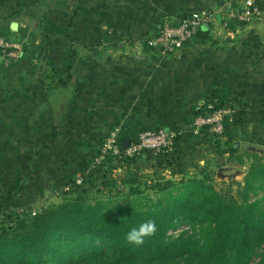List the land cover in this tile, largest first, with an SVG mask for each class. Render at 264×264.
<instances>
[{
  "label": "crops",
  "instance_id": "0c3cea01",
  "mask_svg": "<svg viewBox=\"0 0 264 264\" xmlns=\"http://www.w3.org/2000/svg\"><path fill=\"white\" fill-rule=\"evenodd\" d=\"M230 1L237 0H0V33L22 45L16 58L0 54V188L13 189L7 183L26 171L34 186L37 173L60 170L84 178L105 173L115 182L128 179L131 168L92 167L113 127L128 138L148 126L174 131L170 154H179L182 164L183 143L200 142L193 106L203 103L209 89L228 82L222 77H227L234 35L258 28L261 21L228 31L217 18L203 27L206 32L169 53L146 47L144 40L160 21ZM235 52V60H248ZM67 72V84H57ZM156 155L136 157L134 167L142 168L137 173L160 170L176 178L181 170L173 171L167 156Z\"/></svg>",
  "mask_w": 264,
  "mask_h": 264
},
{
  "label": "trees",
  "instance_id": "16d2710c",
  "mask_svg": "<svg viewBox=\"0 0 264 264\" xmlns=\"http://www.w3.org/2000/svg\"><path fill=\"white\" fill-rule=\"evenodd\" d=\"M255 1L264 11V0ZM239 24L229 26L234 29ZM41 59L45 61L46 55ZM70 78L67 72L57 84L66 85ZM229 91L226 82L209 89L205 107L193 106L194 117L208 113V104L211 109L229 107L222 135L234 148L238 147L235 141L255 143L244 132L238 133L240 104L228 98ZM31 138L37 148L38 141ZM239 148L250 158L245 161L241 153L233 158V164L246 166L242 179H221L218 188L208 175L178 181L165 178L150 185L134 170L131 179L122 181L128 189L122 183L109 193L97 185L95 177L81 174L82 183L67 191L71 195L35 210L22 203L18 186L0 188V264L53 260L62 264H264V153ZM136 157L107 161L133 170ZM147 186L160 194L142 200ZM148 220L155 221L157 233L141 246L129 244L127 233ZM181 226L187 227L167 234Z\"/></svg>",
  "mask_w": 264,
  "mask_h": 264
},
{
  "label": "rangeland",
  "instance_id": "374dc122",
  "mask_svg": "<svg viewBox=\"0 0 264 264\" xmlns=\"http://www.w3.org/2000/svg\"><path fill=\"white\" fill-rule=\"evenodd\" d=\"M259 23L260 25L256 29H244L240 34L236 33L234 35L233 47L231 48L232 52H230L229 50L233 58L231 57V61L228 62V65L226 67L227 77H222V80L225 79L226 81H228L226 82L230 90L228 93V98L234 100L233 102L240 104L239 109L241 112V121L237 124L238 133L239 131L244 132L245 135L250 136L256 144L264 147V18ZM235 50L242 53L248 60H244V58L240 56H238L237 60H235ZM212 59H214V57H212ZM213 63L214 67L212 68L216 69L218 66L216 65L215 61ZM208 92L209 90L207 91L203 99L202 105H204V107L208 101ZM209 105L212 106V104ZM193 112L194 110H191V113ZM226 139V135L216 136L206 130L201 131L200 140H198L200 141L199 143H195V141H188L184 142L181 146L184 156L186 157L184 160L179 161L182 162V164H178L177 162V159H179L180 157L179 154L176 157L170 154L172 150L169 152H156L146 150L142 151L141 153L148 152V154L154 153V156L156 154H161V156L163 154L162 157L167 156L168 158L166 161L171 160L172 163L170 162V165L173 168V171L181 170L180 172H183L182 175L180 174V172H176L178 175L176 176L175 181H178L179 178L182 177H202L208 175L213 184L218 188L222 185L221 179H228V177L224 175L225 171H221L220 174H218V169L220 167H236L240 169V172L234 175V178L238 180L242 179L244 170L246 169V166L233 164L236 163L233 158L237 154L241 153L240 148H234L232 141H227ZM141 153L137 154V157H140ZM241 154H243V158L245 159V161H248L250 159L244 153ZM155 157H157V155ZM64 163H66V161ZM162 164L160 163L159 165ZM155 165L156 164H154L153 166ZM179 165L182 168H179ZM109 166L110 163L108 161H103L99 164L92 163V167H94L95 169H108L110 168ZM141 169L142 168L140 167H133V170L131 169L128 174V179H131L133 177L134 170L140 171ZM61 171L62 170L57 173H50V175L37 173L35 178L38 181L35 182V186L32 185L33 176L31 177V173H27V171L23 172L18 177L12 178V180L7 184L11 187L18 186L19 194L22 197V203L29 206L30 209L34 210L43 205L57 202L64 195H71L70 192H61L60 185L63 183L64 179H72L76 176L73 172L71 174H68L67 172L63 174L64 171ZM76 172L78 171L75 170V173ZM141 173L145 178L144 180L147 181L150 185H152L155 180H164L165 178H170L163 174V172L160 170H155L153 173ZM101 175L104 176L95 177L96 183L102 190L109 193L114 192L115 187L122 185V181L124 180L119 179L117 182H115L109 179L110 176L108 178L107 174L102 173ZM123 184L127 189L128 187H130L128 186V184ZM150 187L151 186H147L144 189V194L143 196H141L142 200L146 201L155 199L160 194L158 191ZM255 261L256 258L252 263H254ZM47 264L62 263L58 260H53L48 262Z\"/></svg>",
  "mask_w": 264,
  "mask_h": 264
},
{
  "label": "built area",
  "instance_id": "2783aa9c",
  "mask_svg": "<svg viewBox=\"0 0 264 264\" xmlns=\"http://www.w3.org/2000/svg\"><path fill=\"white\" fill-rule=\"evenodd\" d=\"M219 19L222 28L232 31L230 23L251 24L262 21L264 11L261 10L255 0H237L227 2L215 10H202L194 12L188 16H180L175 21H160L151 35L144 40L145 46L149 48L157 47L163 53L173 52L181 48L189 40L195 37L204 26H208ZM22 45L19 41L10 40L0 33V54L8 58H16L20 55ZM206 114L197 115L193 118V127L196 132L206 130L216 136H222L224 130V119L231 113L229 107L211 109ZM176 133L170 129L143 128L129 137L128 145L125 149L121 147L120 128H111L104 137L103 142L97 148L93 158V164L107 161L109 157L121 158L132 157L145 150L169 152L175 145ZM82 176H76L73 183L67 181L60 185V191L67 192L72 185L82 183ZM35 210V209H34ZM171 229L167 234H177L182 228Z\"/></svg>",
  "mask_w": 264,
  "mask_h": 264
},
{
  "label": "clouds",
  "instance_id": "9594fccd",
  "mask_svg": "<svg viewBox=\"0 0 264 264\" xmlns=\"http://www.w3.org/2000/svg\"><path fill=\"white\" fill-rule=\"evenodd\" d=\"M157 225L155 221L148 220L140 223L137 227H133L126 235L129 244L141 246L145 239L154 236L157 233Z\"/></svg>",
  "mask_w": 264,
  "mask_h": 264
},
{
  "label": "water",
  "instance_id": "95a60500",
  "mask_svg": "<svg viewBox=\"0 0 264 264\" xmlns=\"http://www.w3.org/2000/svg\"><path fill=\"white\" fill-rule=\"evenodd\" d=\"M128 141L129 138L126 137L124 139L121 140V147L122 149H125L128 145ZM234 145L241 147L243 149H247L249 151H256L258 153H263L264 152V147L256 144V143H250V142H246V141H235ZM221 171H225V176L227 177H234V175L238 174L240 172V169L236 168V167H220L218 169V174H220Z\"/></svg>",
  "mask_w": 264,
  "mask_h": 264
}]
</instances>
